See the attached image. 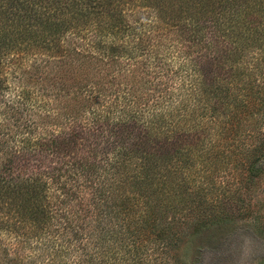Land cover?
Instances as JSON below:
<instances>
[{"label": "trees", "instance_id": "16d2710c", "mask_svg": "<svg viewBox=\"0 0 264 264\" xmlns=\"http://www.w3.org/2000/svg\"><path fill=\"white\" fill-rule=\"evenodd\" d=\"M158 1L184 29L124 0H0V264H181L215 222L264 233L216 184L230 163L264 184V37H247L264 0Z\"/></svg>", "mask_w": 264, "mask_h": 264}, {"label": "rangeland", "instance_id": "374dc122", "mask_svg": "<svg viewBox=\"0 0 264 264\" xmlns=\"http://www.w3.org/2000/svg\"><path fill=\"white\" fill-rule=\"evenodd\" d=\"M124 2L126 7L132 8L136 6L140 8V11L150 13L155 21L157 20L158 25L164 32L170 28L175 31L178 27L184 29L186 26L185 24L189 22V19H186L185 11H182L176 6H170L171 3H168L167 1L162 3L158 0H124ZM257 18V22L250 25L249 32L247 33V37L249 36V41H252V43L255 37H259L261 34L262 37H264V17H260L259 14ZM145 28L146 27H144V29ZM257 43L258 44H254L251 49L254 51L263 50L264 41L261 37ZM259 45H262V47ZM193 51H195V49H193ZM169 68L172 69L171 67ZM173 68H177V64L174 65ZM207 125L210 126V124ZM210 127H213L214 129L217 128L215 126ZM178 163L179 161L173 160L171 161L170 166H176ZM198 165L199 161H197L194 166L190 167V169L196 171L201 169ZM234 165L235 164L230 163L227 169L218 173L216 184L219 181V185L221 186V182L224 181L225 188L229 189L225 194L219 191L218 196H223V198L234 197L235 199L239 198L244 200L247 198L246 204L250 203L253 207H259V209H263L264 211V184L259 187L251 186V192L245 190L243 187H241V189L237 184V182L239 183L240 176H236V174L233 175L232 171L229 170L230 168H233ZM191 175L198 177V174L190 172V176ZM199 175H201V173ZM239 185L241 184L239 183ZM0 205L3 208L6 207L5 211L9 208L2 204ZM1 206L0 209L2 208ZM256 218V216L251 215L247 217L245 216L244 218L232 216L224 219L225 222H215L214 225L208 226L209 228L200 232L199 235H192L182 239L180 243L174 247L171 255H175L174 257H176L181 264H193L198 253L197 249H204L203 261L205 263V261L211 259L210 255L217 254V256L222 259L228 257L230 252L239 248L243 251V259L241 258L242 261L240 264H245L244 259L252 261L251 264H263L264 233L257 232V224L261 223L257 221ZM24 223L25 222L20 221V225H24ZM30 224H34V222H31ZM16 226L19 227V223H16ZM3 233L6 234L3 236L7 239V233L5 231H3ZM10 237L13 238L12 235H10ZM207 264H215V260L212 262L209 261Z\"/></svg>", "mask_w": 264, "mask_h": 264}]
</instances>
